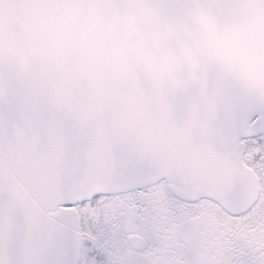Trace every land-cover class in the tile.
Listing matches in <instances>:
<instances>
[{
	"label": "snow or ice",
	"instance_id": "6c2138e0",
	"mask_svg": "<svg viewBox=\"0 0 264 264\" xmlns=\"http://www.w3.org/2000/svg\"><path fill=\"white\" fill-rule=\"evenodd\" d=\"M0 264H264V0H0Z\"/></svg>",
	"mask_w": 264,
	"mask_h": 264
}]
</instances>
